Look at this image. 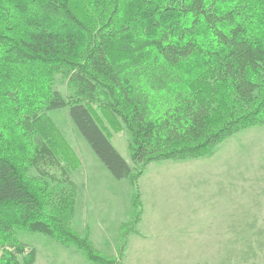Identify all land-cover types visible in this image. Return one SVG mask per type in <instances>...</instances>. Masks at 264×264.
Listing matches in <instances>:
<instances>
[{
	"label": "trees",
	"instance_id": "1",
	"mask_svg": "<svg viewBox=\"0 0 264 264\" xmlns=\"http://www.w3.org/2000/svg\"><path fill=\"white\" fill-rule=\"evenodd\" d=\"M93 107L124 126L136 171ZM56 110L134 188L151 163L211 155L264 126V0H0V264L35 263L19 231L113 264L71 229L72 186L49 190L58 158L79 166L48 118Z\"/></svg>",
	"mask_w": 264,
	"mask_h": 264
},
{
	"label": "rangeland",
	"instance_id": "2",
	"mask_svg": "<svg viewBox=\"0 0 264 264\" xmlns=\"http://www.w3.org/2000/svg\"><path fill=\"white\" fill-rule=\"evenodd\" d=\"M53 89L65 99L71 94L59 76ZM93 109L110 133L112 146L136 171L124 126H107V118ZM48 118L79 163L77 170L69 172L64 157L58 158L49 168L54 180L48 182L49 190L70 191L72 186L71 229L81 237L88 234L107 262L264 264V221H230L229 212H224L235 199L237 218H248V205H264V126L234 134L205 158L151 163L134 188L128 180L117 181L109 174L71 123L67 110L49 112ZM230 182L237 183L236 193ZM135 193L141 208L132 207ZM17 237L35 250L34 264H90L76 249L40 234L19 231Z\"/></svg>",
	"mask_w": 264,
	"mask_h": 264
},
{
	"label": "crops",
	"instance_id": "3",
	"mask_svg": "<svg viewBox=\"0 0 264 264\" xmlns=\"http://www.w3.org/2000/svg\"><path fill=\"white\" fill-rule=\"evenodd\" d=\"M230 188L233 189L236 193V191L238 190V185L236 182H230L229 184ZM233 196V194H232ZM215 205H222V203L217 202ZM218 209V207H217ZM217 209H215L214 211H217ZM238 209H239V205L237 203V199L235 200H231L229 202L228 208L224 209V212H229L230 221H238V220H247V221H264V205H259V206H254V205H248L247 208V215L248 218L246 219L245 215H240V216H244L243 218H237V216H239L238 214ZM256 216V217H255Z\"/></svg>",
	"mask_w": 264,
	"mask_h": 264
}]
</instances>
